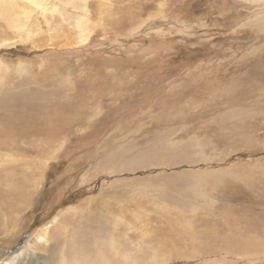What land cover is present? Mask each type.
<instances>
[{
	"label": "rangeland",
	"instance_id": "rangeland-1",
	"mask_svg": "<svg viewBox=\"0 0 264 264\" xmlns=\"http://www.w3.org/2000/svg\"><path fill=\"white\" fill-rule=\"evenodd\" d=\"M39 1L0 16V264H264V0Z\"/></svg>",
	"mask_w": 264,
	"mask_h": 264
},
{
	"label": "bare ground",
	"instance_id": "bare-ground-1",
	"mask_svg": "<svg viewBox=\"0 0 264 264\" xmlns=\"http://www.w3.org/2000/svg\"><path fill=\"white\" fill-rule=\"evenodd\" d=\"M18 1H22V2H25V1H29L31 4H39L40 3V1L39 0H18ZM16 0H0V16L1 15H4V16H6L5 18H7L9 21H11L10 22V24H11V26L13 27V28H15V27H18L19 26V24L21 23V20H19V17H21V16H19L18 17V14H21L22 15V12H20V11H18L17 10V7H16ZM18 4V3H17ZM70 4V3H69ZM19 6V5H18ZM4 43V42H3ZM91 96H93V95H91ZM90 96V98H92ZM95 98H97V97H95ZM93 99V98H92ZM92 103V102H91ZM25 106V105H24ZM33 107H35V105L33 106ZM24 111V110H23ZM26 111V110H25ZM11 190V192L12 191H14V193L16 192V189H14V188H12V189H10ZM16 206V205H15ZM47 230V229H46ZM37 237H38V239L39 240H43V239H45L46 238V235H45V233H44V231L42 230V231H39L32 239H29V241L30 240H37ZM163 242V241H162ZM107 243V242H106ZM106 243H104V244H106ZM27 244H29V243H26V245L25 246H27ZM108 244H109V242H108ZM110 244H111V241H110ZM170 244V243H169ZM112 245V244H111ZM168 245V244H167ZM39 246V245H38ZM96 246V245H95ZM115 246V248H116V251L118 250L117 249V247H116V245H114ZM103 247H105V246H102L101 245V247L99 246V248L96 250L95 248H93L94 250H95V253H92V248L88 245V243H87V250H88V255H91V254H94L97 258H99L100 260H98V259H94L95 260V262H97V261H102V263H104V264H107V263H111V262H109V258L107 257V255H106V252L104 251V250H102V248ZM40 248V247H39ZM106 248V247H105ZM109 248V247H108ZM110 248H111V246H110ZM82 250V249H81ZM107 250H109V249H107ZM115 250V249H114ZM63 251V250H62ZM19 252V251H18ZM110 253V252H109ZM35 254V253H34ZM111 254V253H110ZM20 254L19 253H16V254H14L13 256H11V257H9V259H7V261L5 262V263H3V264H31V262H29V261H23V260H21L20 259ZM53 256V255H52ZM56 256V255H55ZM62 256H63V254H62ZM88 257H92V256H88ZM110 257V256H109ZM55 258V257H54ZM94 258V257H93ZM112 258V257H111ZM56 259H57V261L59 260V257H56ZM61 259V258H60ZM64 260V259H63ZM68 260H70V259H68ZM112 260V259H111ZM126 260V259H125ZM52 262L50 263V264H58L57 263V261H54V260H51ZM127 261H131V259H128V260H126V262ZM60 262H61V260H60ZM59 262V263H60ZM62 262H64V261H62ZM77 262V261H76ZM49 263V262H48ZM67 263V262H66ZM75 263V262H74ZM92 263H94V261L92 260ZM99 263V262H98ZM64 264V263H63ZM76 264V263H75ZM89 264V263H88Z\"/></svg>",
	"mask_w": 264,
	"mask_h": 264
},
{
	"label": "water",
	"instance_id": "water-1",
	"mask_svg": "<svg viewBox=\"0 0 264 264\" xmlns=\"http://www.w3.org/2000/svg\"><path fill=\"white\" fill-rule=\"evenodd\" d=\"M23 241H24V240L20 241V242H19L16 246H14L12 249L7 250V251H5V252L9 253V252H11L12 250H15L20 244L23 243Z\"/></svg>",
	"mask_w": 264,
	"mask_h": 264
}]
</instances>
